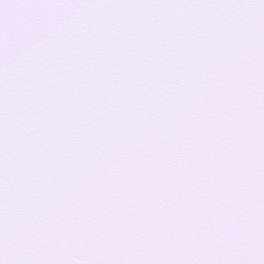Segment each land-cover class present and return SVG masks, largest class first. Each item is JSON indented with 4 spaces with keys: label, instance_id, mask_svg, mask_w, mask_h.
Returning <instances> with one entry per match:
<instances>
[{
    "label": "snow or ice",
    "instance_id": "6c2138e0",
    "mask_svg": "<svg viewBox=\"0 0 264 264\" xmlns=\"http://www.w3.org/2000/svg\"><path fill=\"white\" fill-rule=\"evenodd\" d=\"M0 264H264V0H0Z\"/></svg>",
    "mask_w": 264,
    "mask_h": 264
}]
</instances>
